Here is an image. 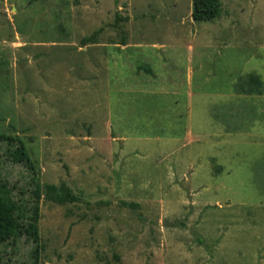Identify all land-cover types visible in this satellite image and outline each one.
Wrapping results in <instances>:
<instances>
[{"label":"rangeland","instance_id":"1","mask_svg":"<svg viewBox=\"0 0 264 264\" xmlns=\"http://www.w3.org/2000/svg\"><path fill=\"white\" fill-rule=\"evenodd\" d=\"M192 2L0 0V136L25 144L43 186L83 197L43 192L36 253L18 191L34 174L0 140L21 227L3 260L264 264V93L234 89L264 82V0H221L210 23Z\"/></svg>","mask_w":264,"mask_h":264},{"label":"trees","instance_id":"2","mask_svg":"<svg viewBox=\"0 0 264 264\" xmlns=\"http://www.w3.org/2000/svg\"><path fill=\"white\" fill-rule=\"evenodd\" d=\"M223 14V5L221 0H193L192 2V19L195 22L210 23L220 19ZM118 20L126 21L127 19L120 18ZM89 44H95L93 37L86 38L82 41L81 47H85ZM151 73L150 70L147 71ZM234 89L237 93L244 95H262L264 93V82L258 74H249L245 78L240 79L234 84ZM0 140L7 142L8 148L4 151V155L13 161L25 163L26 166L33 171V177L25 187L18 189L22 198L31 202L32 217L30 225L20 227L13 223V220L9 219L5 212L4 206H13L12 201H15L12 197V192L17 190L16 185H10L8 178L0 171V248L9 245L10 240L13 238V231L16 229H22L28 237H31L36 245V253L39 252L40 236L38 228V202L41 199L43 192H45L46 198L56 204H74L83 200L82 196L75 194V192L67 184H46L42 185L39 179V172L33 164L30 154L25 144L15 136H0ZM36 203V206H35ZM27 204V203H26ZM135 207V205H131ZM30 212V211H29ZM36 259L39 255H35ZM11 260L5 261L0 256V264H10ZM35 264H38L36 262Z\"/></svg>","mask_w":264,"mask_h":264},{"label":"crops","instance_id":"3","mask_svg":"<svg viewBox=\"0 0 264 264\" xmlns=\"http://www.w3.org/2000/svg\"><path fill=\"white\" fill-rule=\"evenodd\" d=\"M160 49H161V48H160ZM150 71H151V73L153 74V77H156V78H157V77H158V78H159V77H162V75H163V72H161V71H160V72L155 71L153 68L150 69ZM153 77H152V78H153ZM153 82H155V80H154Z\"/></svg>","mask_w":264,"mask_h":264}]
</instances>
